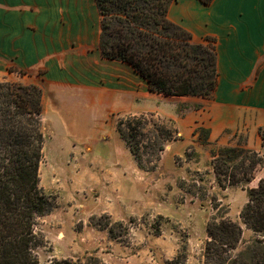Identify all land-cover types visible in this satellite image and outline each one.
I'll use <instances>...</instances> for the list:
<instances>
[{
	"label": "crops",
	"instance_id": "0c3cea01",
	"mask_svg": "<svg viewBox=\"0 0 264 264\" xmlns=\"http://www.w3.org/2000/svg\"><path fill=\"white\" fill-rule=\"evenodd\" d=\"M168 18L194 42L214 39L211 97L153 90L130 62L104 56L97 0H0V78L40 86L43 123L56 121L89 151L106 126L117 130L128 114L173 119L185 144L205 127L210 141L229 144L245 134L246 147H262L264 0H173Z\"/></svg>",
	"mask_w": 264,
	"mask_h": 264
},
{
	"label": "trees",
	"instance_id": "16d2710c",
	"mask_svg": "<svg viewBox=\"0 0 264 264\" xmlns=\"http://www.w3.org/2000/svg\"><path fill=\"white\" fill-rule=\"evenodd\" d=\"M172 1L97 0L102 53L130 62L153 90L211 97L218 84L214 39L194 42L189 30L168 18ZM150 115L129 114L117 126L142 168H146L143 154L160 160L168 142L179 138L171 123H155ZM202 131L199 139L212 144L210 130ZM45 138L40 86L0 78V264H42L37 249L45 245V237L38 226L53 208L40 185ZM262 138L264 148V132ZM211 165L222 189L257 180L249 186L241 211L243 223L254 235L245 239L239 222L223 214L214 216L207 225L203 264H264V173L257 174L264 168V153L241 144L222 146L212 149ZM213 202L219 212L220 200ZM186 260L184 248L173 264ZM44 264H81V260L54 258Z\"/></svg>",
	"mask_w": 264,
	"mask_h": 264
},
{
	"label": "rangeland",
	"instance_id": "374dc122",
	"mask_svg": "<svg viewBox=\"0 0 264 264\" xmlns=\"http://www.w3.org/2000/svg\"><path fill=\"white\" fill-rule=\"evenodd\" d=\"M185 106L180 104L182 110ZM128 115L119 117L116 127ZM150 119L178 130L173 119ZM50 120L44 119L40 185L53 208L38 226L45 237V245L37 249L42 264L54 258L81 264H173L184 248V264H203L207 225L218 214L239 222L245 239L254 235L241 211L249 186L257 180L222 189L211 165L212 149L245 145V134H237L229 144H206L199 139L205 127H198L187 145L178 140L180 135L168 142L173 144L160 160L143 154L142 168L114 124L104 128L89 151ZM257 150L264 153L263 146ZM262 173L260 167L257 174ZM215 199L221 203L219 212Z\"/></svg>",
	"mask_w": 264,
	"mask_h": 264
}]
</instances>
